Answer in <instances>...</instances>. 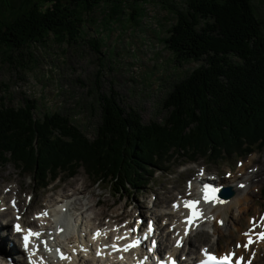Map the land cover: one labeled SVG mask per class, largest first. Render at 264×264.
I'll list each match as a JSON object with an SVG mask.
<instances>
[{
  "label": "trees",
  "instance_id": "1",
  "mask_svg": "<svg viewBox=\"0 0 264 264\" xmlns=\"http://www.w3.org/2000/svg\"><path fill=\"white\" fill-rule=\"evenodd\" d=\"M152 1L0 0L2 62L17 68L25 50L49 40L78 46L96 12L106 23L126 19L137 26L142 7ZM180 1L182 9L175 4L168 10L175 22L164 44L178 65L202 64L172 85L162 123L144 124L136 110L122 107L111 86L97 95L99 122L88 140L58 113L35 118V100L15 108L1 97L0 166L11 163L41 190L82 168L95 184L111 183L118 193L137 188L172 160L213 163L264 146V23L254 0ZM87 43L101 56L99 40Z\"/></svg>",
  "mask_w": 264,
  "mask_h": 264
},
{
  "label": "rangeland",
  "instance_id": "2",
  "mask_svg": "<svg viewBox=\"0 0 264 264\" xmlns=\"http://www.w3.org/2000/svg\"><path fill=\"white\" fill-rule=\"evenodd\" d=\"M175 4L183 8L180 0H153L144 5L143 16L137 26L126 19L119 23H106L103 13L96 12L91 16L92 21L84 26L83 40L78 46L67 48L51 40L42 46L34 44L24 51V63L17 68L2 62L0 54V98H5V106L15 108L23 106L24 100H35V118L58 113L92 140L99 122L97 95L106 93L112 86L125 110H136L144 124L162 123L167 114L162 102L172 85L202 64L178 65L164 44L169 36L167 31L175 22L168 10ZM254 7L264 23V0H254ZM91 39L101 43V56L88 45L87 41ZM29 54L32 55L31 60ZM252 149L246 152L253 153L249 156L232 154L213 163L203 158H190L195 162L172 160L162 169L150 172L137 188L128 189L129 192L118 188V193L115 191L117 186L111 183L95 184L82 168L70 178L66 173L60 174L41 190L36 179L9 163L0 166V198L5 197L6 204L10 199L17 200L16 213H20L25 223L34 217L33 214L47 209L49 204L59 203L61 195H66L70 202L78 198L82 206H76L79 210H71L72 220L79 231L83 230L82 226L90 225L91 232L93 228L114 220L131 223L136 218L165 214L178 194L185 193V182L216 173L223 178L225 185L235 188L242 182L248 193V202L240 208L232 205L226 218L221 220L223 224L220 221L215 226L213 222L209 229L204 227L202 240H197L196 236L191 239L197 247L206 246L219 253L240 240V232L247 227L248 217L258 215L264 224L261 219L264 217V146ZM251 170L254 175H249ZM75 183L80 184L83 191L73 198L71 186ZM237 195L235 192L234 197ZM94 203H98L96 207H93ZM154 204L156 207H152ZM6 219H10L11 224L13 217L6 214ZM84 233L81 232L82 236ZM4 234L6 230L1 224L0 238L7 244L10 240L4 238ZM75 237L71 234L68 241H74ZM85 237L88 239V232ZM103 238L106 239L107 234ZM62 243L67 241L62 240ZM255 264H264V242Z\"/></svg>",
  "mask_w": 264,
  "mask_h": 264
},
{
  "label": "bare ground",
  "instance_id": "3",
  "mask_svg": "<svg viewBox=\"0 0 264 264\" xmlns=\"http://www.w3.org/2000/svg\"><path fill=\"white\" fill-rule=\"evenodd\" d=\"M198 182L200 183V180L199 179H198ZM75 185H78V184L75 183L73 186L70 185L72 187V196H73V198L76 197V196H78L79 194H81L82 191H83V189H82V187H81L80 184L78 186H75ZM223 185H225V183H223ZM243 185H244V187H239L238 186V188L237 187L234 188L231 185L227 184L226 187H232L233 190H234V192H236L238 195L236 197H233V198L229 199V200H223L222 199L223 201H225V203H223V204H213L211 202L210 204H208L206 206V208H205L206 211H207L206 218H211V220H213V222L215 223V226L222 219H224L225 215L229 212V210H230V208H231L232 205H235L236 207H239L240 208L244 203H247L248 202V199L246 197V195L248 194L247 193V190H246V186H245V184H243ZM59 197H60L59 203L55 202V204H53V205H50L49 204V206H47V209H50L49 214H52L53 217H57L58 215H61V216H63V219H67V221H68L67 224L66 223H63L61 227L59 226V228L61 230V233L63 235L66 234L68 232V230H71V229H73L74 231L77 232V228H76V226L74 224V221L72 222L71 210L72 209L75 210V211L76 210H79V208H77L76 206H78V207L79 206H82L80 200H78V198H74V201L73 202H70L69 198L66 195L65 196L64 195H61ZM219 200H221V199H219ZM10 201L12 202V200H10ZM10 201H9V203H10ZM97 204L98 203H94L93 204V207H96ZM156 205L157 204H154L153 207H156ZM0 206H4V208L6 210V212H4V213H1L0 212V218H1V221H2L1 224H4V220H7L6 219V214H11V216H14L13 215L14 213L11 210V208L7 206V204L5 202V197L0 198ZM71 206H74V207L71 208ZM51 208H52V210H51ZM168 214L170 215V217L173 220V218L175 217V214L176 213H174L170 209L168 211ZM50 217H51V215H50ZM155 218L158 219V215L157 214H155ZM172 223L173 222H171L170 224H172ZM8 225L10 226V223L9 222H6L5 226H8ZM89 226L90 225H88V226H82V229L83 230H81L79 232V234L81 232L87 231V229H88ZM94 229H97V228H94ZM37 230H41V229H37ZM161 231L162 230H160V235L162 237H165L166 238V241L168 242L169 241V233L162 232L163 233V235H162ZM103 232L104 231L102 229H100L99 237L98 238H94L93 236L91 238L89 237L90 239L88 238V242L87 243L88 244H92L93 242H97V241L101 240V236L104 235ZM79 234H78V237H76L78 239V241L76 243H78V244L80 243L81 237H83V236H81ZM126 234L127 233H123V234H120L118 236L126 235ZM4 238H6L5 237V234H4ZM113 238H116V237L114 236ZM6 239H8V238H6ZM200 240H202V239H200ZM84 242H85V240H84ZM256 242L258 243V245H257L258 248H259L260 245L263 244V243H260L258 241H256ZM51 244L54 245V246H56L55 242H53ZM187 244L190 246L189 247V250H192L194 248V246H195L194 245V242L191 241L190 239L187 241ZM77 248L78 247H76V245L70 244V246L67 247V249H65L66 250L65 253L69 254V261L67 263H70L73 258H75V257L77 258L78 257V255H77ZM81 248L88 249L85 245L81 246ZM169 248H170V251H172V252L176 251L175 249L171 248L170 246H169ZM258 248L255 249V247H254V250L257 252ZM90 249H91V247H90ZM227 250H230V247L229 246L227 247ZM12 252H13V250L10 247L9 242H7V244H6V241H4L3 239L0 238V258H2V261H6L5 260L6 258L7 259L10 258L11 255H12ZM199 259H200V256L197 255L193 260L196 261V260H199ZM59 263L62 264V262H59ZM90 264H92V263H90Z\"/></svg>",
  "mask_w": 264,
  "mask_h": 264
},
{
  "label": "snow or ice",
  "instance_id": "4",
  "mask_svg": "<svg viewBox=\"0 0 264 264\" xmlns=\"http://www.w3.org/2000/svg\"><path fill=\"white\" fill-rule=\"evenodd\" d=\"M189 187H191L190 184H189ZM240 187H244V185L241 184ZM217 192H218V189L215 187H212L211 184H204L203 185L204 202L207 203V202L211 201L213 204L225 203V201L219 200L217 198V195H216ZM198 204H199L198 200H192V199L186 200L184 202V207L190 210V214L186 218V221H185L186 224L192 225L194 221H196L197 219L200 218L201 212L197 208ZM173 207L175 208V207H177V205L174 204ZM261 219L264 220V217H262ZM16 230L18 232L21 231V228L19 225H16ZM188 231H189V229L185 228L184 234L187 235ZM40 235H41V233H39V232H33L31 230H28L27 234H25L23 237L25 251L28 250L30 238L33 236L39 237ZM97 235H99V233H97ZM244 235L246 237H248V242L244 245V248L247 250L248 245L253 243V240H252L251 236H249L248 232H245ZM257 239L258 240H264V232H260L257 236ZM43 243L45 244V247L47 250L46 241H43ZM138 243H139V241H133V243L126 246L124 250L127 251L129 247H135ZM239 246L240 245H237V247H239ZM113 247H115V246H113ZM176 247H178V248L181 247V241L180 240L176 241ZM57 251H59V250H57ZM202 251H203V254L205 256V259L202 260L200 262V264H242L243 259H244L243 257H239V258H236L235 261L233 262V257H235V253H228V254H225L223 257L218 258L214 254H210L206 249H204ZM32 255H34V252L29 253L30 264H34V262L31 260ZM60 258L66 259L67 257L63 256V254H60ZM41 264H42V261H41ZM172 264H174V262H172ZM248 264H251L250 260L248 261Z\"/></svg>",
  "mask_w": 264,
  "mask_h": 264
},
{
  "label": "water",
  "instance_id": "5",
  "mask_svg": "<svg viewBox=\"0 0 264 264\" xmlns=\"http://www.w3.org/2000/svg\"><path fill=\"white\" fill-rule=\"evenodd\" d=\"M223 196H224L226 199H228V198L232 197V192H229V191H228V193H227V194H223Z\"/></svg>",
  "mask_w": 264,
  "mask_h": 264
}]
</instances>
